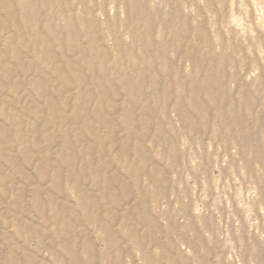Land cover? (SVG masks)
Segmentation results:
<instances>
[{
	"label": "rangeland",
	"instance_id": "1",
	"mask_svg": "<svg viewBox=\"0 0 264 264\" xmlns=\"http://www.w3.org/2000/svg\"><path fill=\"white\" fill-rule=\"evenodd\" d=\"M0 264H264V0H0Z\"/></svg>",
	"mask_w": 264,
	"mask_h": 264
},
{
	"label": "bare ground",
	"instance_id": "2",
	"mask_svg": "<svg viewBox=\"0 0 264 264\" xmlns=\"http://www.w3.org/2000/svg\"><path fill=\"white\" fill-rule=\"evenodd\" d=\"M36 1V0H35ZM166 1V0H165ZM2 3V2H1ZM208 3V2H207ZM2 7H3V5H1ZM8 10V9H7ZM6 10V11H7ZM146 10V9H145ZM33 15V14H32ZM35 15V14H34ZM36 15H37V13H36ZM7 16L9 17V18H12V17H14L15 16V13H14V11L13 10H11V11H9L8 13H7ZM24 16V15H23ZM40 17V16H39ZM41 18H42V16H41ZM139 18V17H138ZM14 19V18H13ZM151 23H153V20H151L150 21ZM149 23V22H148ZM51 29H52V31L54 32L55 30H56V27H48V30L49 31H51ZM149 34V33H148ZM39 36V35H38ZM37 36V37H38ZM55 38H58L59 39V37H57V36H55ZM148 54V53H147ZM221 56V55H220ZM156 60V59H155ZM161 60V58L159 57L156 61H160ZM164 60V62H167V60L166 59H163ZM224 60H226V59H224ZM52 61L53 62H55V60H54V58H52ZM115 61H116V59H115ZM58 64V63H57ZM164 72V71H163ZM212 77H214V74H211V77H210V79L212 78ZM210 79L208 80V82H207V91L209 92V90H210V88H211V86H212V84H211V82H210ZM151 81H153L152 79H151ZM153 84H154V82H153ZM198 85V84H197ZM152 88H154V86L152 87ZM209 89V90H208ZM210 93V98H213L214 97V91L213 92H209ZM223 95L225 94L224 92L222 93ZM153 95H154V89H153V91L148 95V98L150 97V98H153ZM168 95V93L167 92H165V96H167ZM144 97H145V95H144ZM126 98H127V95H126ZM125 98V99H126ZM146 98V97H145ZM192 98H193V95H192ZM189 100L191 101V102H193V100H191V95H190V98H189ZM47 109H48V112H52V105H51V101H50V99H48V100H46L45 101V105H44ZM132 106L133 105H131V104H129V103H125V109H126V114H128V115H130L131 116V113L133 114V111H132ZM55 107V106H54ZM57 124V123H56ZM125 127L126 128H129V124H128V122H126L125 123ZM244 129V127H242L241 129H239L240 131H242ZM131 133V132H130ZM100 146V145H99ZM98 146V147H99ZM174 150V149H173ZM253 150V149H252ZM172 154V153H171ZM144 163L146 162V161H143ZM72 164V163H71ZM83 193V192H82Z\"/></svg>",
	"mask_w": 264,
	"mask_h": 264
},
{
	"label": "crops",
	"instance_id": "3",
	"mask_svg": "<svg viewBox=\"0 0 264 264\" xmlns=\"http://www.w3.org/2000/svg\"><path fill=\"white\" fill-rule=\"evenodd\" d=\"M155 259H156V260H158V259H159V257H156ZM172 263H173V262H172Z\"/></svg>",
	"mask_w": 264,
	"mask_h": 264
}]
</instances>
